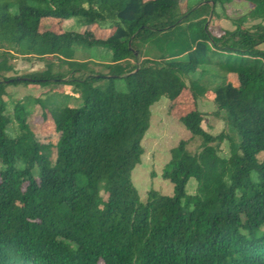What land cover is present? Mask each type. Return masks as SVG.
Listing matches in <instances>:
<instances>
[{"label": "trees", "instance_id": "obj_1", "mask_svg": "<svg viewBox=\"0 0 264 264\" xmlns=\"http://www.w3.org/2000/svg\"><path fill=\"white\" fill-rule=\"evenodd\" d=\"M180 1L0 0V264H264V0ZM232 2L249 12L213 34L208 17ZM70 19L80 27L40 31ZM108 21L107 38H88ZM78 48L108 59L77 61ZM30 58L43 69L18 76ZM18 85L72 87L79 106L57 107L46 93L16 102L11 117L6 88ZM184 91L194 102L212 94L228 132L204 130L198 110L180 117L202 149L191 154L181 140L162 174L172 196L150 190L142 201L131 173L150 107ZM29 103L40 109L32 118ZM13 122L20 134L10 137ZM43 126L55 143L37 142Z\"/></svg>", "mask_w": 264, "mask_h": 264}, {"label": "rangeland", "instance_id": "obj_2", "mask_svg": "<svg viewBox=\"0 0 264 264\" xmlns=\"http://www.w3.org/2000/svg\"><path fill=\"white\" fill-rule=\"evenodd\" d=\"M147 1V0H145ZM181 6L184 7L185 0L180 1ZM250 10V6L245 2H232L224 5L223 7H217L215 14L208 17V25L210 31L218 35L224 31H232L235 28V22L243 16H245ZM53 21L45 20L41 24V32L51 31L57 34H61L64 31L71 30L72 28H78L81 25L80 19H70L65 21ZM111 22H106L102 25L95 26L88 34L89 39H105L111 33ZM253 23H245L243 26L249 28ZM264 50V45L260 47ZM75 60L88 61L93 63H102L107 61L108 56L105 49L102 48H78L75 51ZM17 75L28 74L34 71H40L43 69V63L30 58L29 61L20 60L16 63ZM99 69V68H96ZM65 71L57 62L53 64V72ZM198 75H193L196 78ZM231 84L235 85V78L231 79ZM188 83V81L186 82ZM117 89H123L124 85L121 82L115 83ZM6 108L7 113L12 117L13 106L16 102L26 101V98L32 97L44 98L48 93L55 102V106L59 107V104H66L71 107L79 106V92L72 87L63 85H52L49 87L40 86H9L6 88ZM52 93L62 95L61 97L52 98ZM188 91H184L183 95L179 98V102L174 105H170V101L162 97L156 103L150 107V122L149 128L144 134L141 141V147L143 153L140 163L134 168L131 173V181L135 189L137 190L140 199L143 201L146 199L147 193L150 190H154L165 196H172L173 186L172 184L163 178V170L170 159V151L178 145L182 140L186 142V149L191 154H197L201 151L203 141L199 137H193L179 122V118L189 114L194 110H198L206 115V119L202 124V128L212 135H217L221 131L228 132L223 116H216L215 106L213 104L214 96L208 95L207 99H200L194 102ZM29 110V118L34 117L40 109L39 106L33 103L27 104ZM40 123V122H39ZM20 134V130L16 122L7 129V135L15 137ZM58 135L54 132L51 126H43V131L36 136L37 142L42 143H55ZM221 157L227 158L229 156V144L224 142L220 146ZM259 160L264 159V153L258 156ZM196 181L191 178L186 185V193L193 195L195 193Z\"/></svg>", "mask_w": 264, "mask_h": 264}, {"label": "water", "instance_id": "obj_3", "mask_svg": "<svg viewBox=\"0 0 264 264\" xmlns=\"http://www.w3.org/2000/svg\"><path fill=\"white\" fill-rule=\"evenodd\" d=\"M25 80H27V79H24V78H18V79H17V81H25ZM10 82H13V80L10 81Z\"/></svg>", "mask_w": 264, "mask_h": 264}]
</instances>
